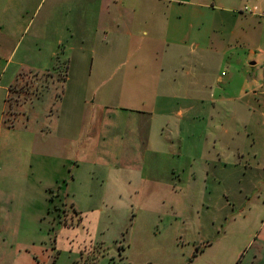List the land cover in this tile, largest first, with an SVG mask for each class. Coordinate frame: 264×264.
Instances as JSON below:
<instances>
[{"label": "rangeland", "instance_id": "obj_1", "mask_svg": "<svg viewBox=\"0 0 264 264\" xmlns=\"http://www.w3.org/2000/svg\"><path fill=\"white\" fill-rule=\"evenodd\" d=\"M253 4L195 0L192 8L208 17V40L215 16L212 48L196 58L172 57L171 63H183L179 75L188 63L205 62L216 102L193 84L175 86L180 97L155 100L148 92L144 101L134 100L124 85L121 97L123 69H97L96 54L70 44L60 53L74 63L65 84V67L19 73L2 122L12 123L21 108L29 122L24 130L18 121L4 131L6 141L0 136V264H264V172L212 157L216 130L236 126L225 114L242 79L261 76L264 66V0L244 10ZM20 38L14 62L0 67L3 84L17 67L26 39ZM214 48L217 55L210 53ZM163 57L158 54L156 77ZM92 58L90 81L83 84L80 66ZM210 86H204L207 97ZM121 107L151 114L139 118ZM210 110L218 115L209 121L203 112ZM70 115L75 130H56ZM260 120L259 113L252 118ZM92 121L96 129L82 132ZM72 175L91 188L69 196L63 186Z\"/></svg>", "mask_w": 264, "mask_h": 264}, {"label": "crops", "instance_id": "obj_2", "mask_svg": "<svg viewBox=\"0 0 264 264\" xmlns=\"http://www.w3.org/2000/svg\"><path fill=\"white\" fill-rule=\"evenodd\" d=\"M250 1L258 8L259 0ZM0 3L4 4L0 11V67L7 69L14 62L20 46V37L26 38L20 50L17 67H13V72L8 74L10 77L5 78L7 81L4 84L1 78L5 71H0V136L4 135L5 141L7 136L4 131L15 128L18 121L22 122L24 130L29 122V114L24 108H21L12 123L2 122L8 105L10 85L22 71L55 72L63 67L65 71L62 80L65 84L68 74L74 68V63L70 62L69 58L60 56L67 44L71 45L72 50L77 49L84 55L96 54L99 61L97 69L122 68L123 73L117 83L121 97L124 85H130L129 91L134 100L144 101L148 99V92L153 96L151 99L155 100L173 99L175 96L177 98L179 93L183 92L175 86L193 84L200 86L199 94H204L203 98H209L211 102L217 100L215 95L219 93H212V80L206 75L205 62L202 63L200 59L188 63L186 71L180 75L178 70L183 68V63H171L172 57L185 60L186 55H192L196 58L199 50L212 48L210 35L215 16L210 18L208 40V17L196 7L192 8L195 0H0ZM214 49L210 53L217 55L218 52ZM113 54L119 56L118 61H113ZM158 54L163 55V61L167 60V63H162L161 67L162 72L164 69L165 72L156 77L155 64ZM93 59L83 62L80 66V69L85 70L81 72L83 84L90 81ZM250 64L256 65L257 59ZM260 73L261 76H257L255 72L249 77H244L232 98L234 105L225 115L234 120L236 126L220 127L213 134L219 143H216L212 157L225 166L241 165L246 170L264 172V121H257V124L252 122V118L258 113L264 116V66ZM109 79L108 77L101 82L106 83ZM216 80L220 81L222 77L218 76ZM153 85H157V88L150 91L148 86ZM208 85L211 92L207 97L204 86L207 88ZM121 109L130 110L129 113H136L139 118L144 114H151L139 107ZM204 113V117L209 121L218 115L212 110ZM71 116L70 120L56 126V130L64 126L75 130ZM83 128L86 130L82 132H87L90 128L96 129L94 121L89 125L86 123ZM207 132L206 130L205 133ZM60 137L58 144L61 149L64 141L62 134ZM3 164L4 162L0 163L2 172L5 171ZM80 187L91 188L87 180L75 175L63 186L69 196H75L76 189L79 190ZM72 203L75 206L74 202ZM262 237L264 240V234Z\"/></svg>", "mask_w": 264, "mask_h": 264}, {"label": "built area", "instance_id": "obj_3", "mask_svg": "<svg viewBox=\"0 0 264 264\" xmlns=\"http://www.w3.org/2000/svg\"><path fill=\"white\" fill-rule=\"evenodd\" d=\"M255 9H256V6H253L251 10L246 5L244 6V10L254 11Z\"/></svg>", "mask_w": 264, "mask_h": 264}, {"label": "trees", "instance_id": "obj_4", "mask_svg": "<svg viewBox=\"0 0 264 264\" xmlns=\"http://www.w3.org/2000/svg\"><path fill=\"white\" fill-rule=\"evenodd\" d=\"M148 264H150V263H148Z\"/></svg>", "mask_w": 264, "mask_h": 264}]
</instances>
